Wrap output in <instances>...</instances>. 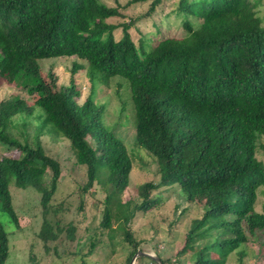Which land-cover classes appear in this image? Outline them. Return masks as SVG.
Returning a JSON list of instances; mask_svg holds the SVG:
<instances>
[{"label":"trees","instance_id":"1","mask_svg":"<svg viewBox=\"0 0 264 264\" xmlns=\"http://www.w3.org/2000/svg\"><path fill=\"white\" fill-rule=\"evenodd\" d=\"M144 1L128 0L126 5ZM161 2L150 0L144 13L111 23L107 18L121 16L119 5L102 0H0V77L21 82L20 88L36 94L31 104L17 94L0 99V143L19 151L18 156L0 158V205L18 229L10 186L36 189L43 215L38 236L43 241L56 238L47 215L60 163L45 152L38 134L30 145L7 133L14 116L33 117L36 105L43 110L34 115L39 127L52 124L69 140L75 162L85 165L82 192L95 182L106 191L101 225L111 229L112 219L119 221L123 239L134 248L129 260L140 251L128 227L130 219L136 211L157 205L161 197L154 190L173 187L184 200L202 202V215L186 234V243L195 244L191 264H226L228 254L249 237L264 247V204L261 212L255 210L264 185V163L256 157L264 136L260 0H177L167 16L180 17L182 35L134 41L130 27L151 17ZM161 23L154 22L157 31ZM118 27L121 35L116 39ZM72 55L85 61L91 88L103 77L119 75L128 81L135 142L155 158L159 175L158 181L138 185L140 203L121 200L132 159L122 139L104 124L103 105L91 93L82 103L76 101L80 91L73 76L84 64L74 61L68 85H59L54 71L43 72L39 64L43 58ZM57 227L69 239L74 237L72 224ZM208 238L213 240L206 244ZM239 252L242 257L244 252ZM8 255L9 232L0 220V264Z\"/></svg>","mask_w":264,"mask_h":264},{"label":"rangeland","instance_id":"2","mask_svg":"<svg viewBox=\"0 0 264 264\" xmlns=\"http://www.w3.org/2000/svg\"><path fill=\"white\" fill-rule=\"evenodd\" d=\"M102 1L111 6L119 5L121 16L107 18L111 23L128 21L131 17L144 13L150 2L147 0L126 5L128 0ZM176 3L177 0H162L151 17L141 19L130 27L132 39L137 42L139 38L144 37L155 41L162 35H182L180 17L172 14L167 16ZM257 12L264 17V0H260ZM159 20L162 22L161 30L157 31L154 22ZM120 35L121 28L118 27L114 30V36L117 39ZM77 58L73 55L43 58L39 60V64L43 72L48 68L54 71L59 85H68L74 61L83 64L85 62ZM86 70L84 64L73 76L80 91L76 101L82 103L91 93L94 101L103 105L104 124L122 139L132 159L129 183L120 190L121 200L130 199L140 203L138 185L147 180L158 181L159 175L155 158L135 142V113L128 81L119 75L108 79L103 77L97 79L91 88ZM25 81H28V78L23 80ZM20 84L10 83L0 77V99L17 94L31 104L36 94L20 88ZM33 111L34 115L43 113L42 108L36 105H33ZM34 115L29 118H25L23 113L14 116L11 122L13 127H8L7 133L30 145L34 143V137L38 134L45 152L60 163L61 174L57 189L50 200L52 207L47 215L57 236L54 240L47 241L38 236L43 221L40 193L32 187L20 188L11 184L12 203L20 228L15 227L0 205V220L9 232V255L5 264H160L158 258L167 264L193 262L192 252L195 250V244L192 241L186 243V234L191 228L192 221L201 217L202 202L184 200L173 187L154 190L152 193L161 197L157 205L147 211H136L128 223L140 250L129 260L134 248L123 239L119 221L113 218L111 229L101 225L106 191L100 183L95 182L87 192H82L81 186L87 179L85 165L75 162L73 149L66 137L58 134L54 126L48 122L39 127L40 121ZM260 143L256 157L264 163V136L260 138ZM18 155L17 149L8 148L0 143V158ZM99 171L102 177L105 173L102 165ZM49 176L50 171H47L42 178L48 182ZM263 204L264 185L258 193L255 210L261 212ZM69 224L75 227L72 239L67 237L65 229L60 231L57 227L59 225L65 228ZM200 230L202 227L198 228V231ZM212 240L208 238L204 242L207 244ZM200 242L201 240H198L196 244ZM185 244L186 249L182 251ZM240 250L244 252L242 257ZM210 253L213 257L217 256L214 247L210 249ZM151 258H155L156 262ZM240 262L264 264V247L249 237L239 249L227 256L226 264Z\"/></svg>","mask_w":264,"mask_h":264},{"label":"water","instance_id":"3","mask_svg":"<svg viewBox=\"0 0 264 264\" xmlns=\"http://www.w3.org/2000/svg\"><path fill=\"white\" fill-rule=\"evenodd\" d=\"M142 254H145V253H143V252H141ZM159 260V259H158ZM160 262V261H159Z\"/></svg>","mask_w":264,"mask_h":264},{"label":"built area","instance_id":"4","mask_svg":"<svg viewBox=\"0 0 264 264\" xmlns=\"http://www.w3.org/2000/svg\"><path fill=\"white\" fill-rule=\"evenodd\" d=\"M155 264V263H154Z\"/></svg>","mask_w":264,"mask_h":264}]
</instances>
